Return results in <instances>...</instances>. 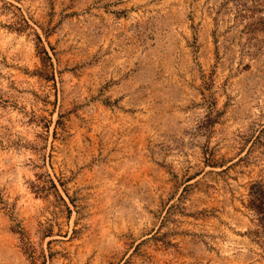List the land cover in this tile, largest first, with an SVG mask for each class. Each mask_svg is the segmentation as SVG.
Returning a JSON list of instances; mask_svg holds the SVG:
<instances>
[{
	"label": "rangeland",
	"instance_id": "374dc122",
	"mask_svg": "<svg viewBox=\"0 0 264 264\" xmlns=\"http://www.w3.org/2000/svg\"><path fill=\"white\" fill-rule=\"evenodd\" d=\"M0 264H264V0H0Z\"/></svg>",
	"mask_w": 264,
	"mask_h": 264
},
{
	"label": "trees",
	"instance_id": "16d2710c",
	"mask_svg": "<svg viewBox=\"0 0 264 264\" xmlns=\"http://www.w3.org/2000/svg\"><path fill=\"white\" fill-rule=\"evenodd\" d=\"M43 52H44V53L47 55V53H46V51H45V50H44Z\"/></svg>",
	"mask_w": 264,
	"mask_h": 264
}]
</instances>
